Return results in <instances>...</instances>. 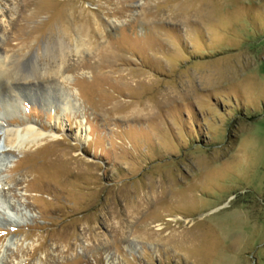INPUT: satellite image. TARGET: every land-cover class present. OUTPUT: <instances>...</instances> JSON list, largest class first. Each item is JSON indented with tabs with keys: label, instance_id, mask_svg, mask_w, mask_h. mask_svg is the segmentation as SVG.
Segmentation results:
<instances>
[{
	"label": "rangeland",
	"instance_id": "rangeland-1",
	"mask_svg": "<svg viewBox=\"0 0 264 264\" xmlns=\"http://www.w3.org/2000/svg\"><path fill=\"white\" fill-rule=\"evenodd\" d=\"M13 60L0 264H264V0H0Z\"/></svg>",
	"mask_w": 264,
	"mask_h": 264
},
{
	"label": "bare ground",
	"instance_id": "bare-ground-1",
	"mask_svg": "<svg viewBox=\"0 0 264 264\" xmlns=\"http://www.w3.org/2000/svg\"><path fill=\"white\" fill-rule=\"evenodd\" d=\"M57 48L58 51L60 52V57L63 56L65 52V45L62 41H59ZM10 64L12 65L7 64L6 66L5 64L0 62V79L3 78V80H5L6 82H10V80L15 81L17 77H19L20 79L27 78L26 74L23 73V70L21 69L20 65L18 63L16 64L15 60L11 61ZM53 67L51 64L49 66L47 65L46 70L52 72L55 70L56 65H54ZM41 69L42 67L40 69L36 67L34 72L39 73ZM3 133H4L5 146L11 148L12 146L20 147L25 142H31V143L37 142L38 138L45 136V134L41 133V131L38 130L36 131L34 129V126L32 125H29L23 129L17 127H6Z\"/></svg>",
	"mask_w": 264,
	"mask_h": 264
}]
</instances>
